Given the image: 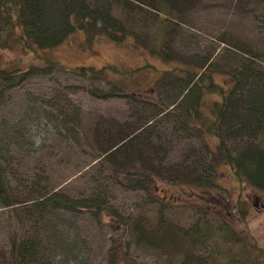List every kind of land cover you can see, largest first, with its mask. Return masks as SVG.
Returning a JSON list of instances; mask_svg holds the SVG:
<instances>
[{
	"label": "trees",
	"instance_id": "1",
	"mask_svg": "<svg viewBox=\"0 0 264 264\" xmlns=\"http://www.w3.org/2000/svg\"><path fill=\"white\" fill-rule=\"evenodd\" d=\"M198 1L0 0V106L31 79L53 71L68 72L86 80L91 85L87 91L92 97L126 98L129 104L128 118L121 122L114 118L106 120L100 115L89 130L90 139L78 104L68 98L60 104L62 94L42 100L46 118L59 125L66 135H74L77 144L84 136L88 147L85 149H89V155L96 161L92 167L95 173L90 175L94 186L89 194L83 189L76 194L61 188L48 189L46 184H41V176L34 178L31 188H26L22 179L19 185L13 186L9 175L15 160L11 151L16 140L14 135H9L12 126L0 120V206L25 205L28 196L26 200L31 203L25 215L35 217L31 235L22 237L16 244L8 264L40 262L43 255H52L57 249L61 253L72 250L67 232L62 229L60 238L55 234L57 222L65 225L63 214L71 213L76 217L87 214L101 223L103 216L111 211L108 189L101 187V178L106 183L115 181L151 195V188L158 180L181 189L188 187L194 193L198 189L200 193L195 195L213 198L214 205L205 204L217 209V201L220 204L225 201L215 192L221 186L217 171L226 166L236 182V214L246 219L248 201L242 198L244 189L251 187L264 192V53L239 38L223 41L226 45L215 62L209 56L188 62L166 51L167 37L173 30L170 27L183 22L186 12ZM144 7L156 10V18L152 23H145L146 27L136 35L135 19L130 14ZM258 17L264 33V13ZM153 24L157 32L150 30ZM79 32L88 47L103 40L116 47L128 44L139 53L141 48L148 49L152 55L171 62V66L159 68L145 62L125 68L113 61L98 67L64 64L56 48ZM159 32L164 34L159 36ZM147 68L157 74L151 75ZM135 74L140 78H134ZM149 78L150 88L133 89L139 79ZM99 83H105L106 87ZM207 99L209 111L204 109ZM173 142L181 147L177 156H171ZM164 198L154 199L153 195L149 200L153 205L151 219L141 215L126 223L125 232L130 240L123 245L122 258L118 259H128L130 243L147 251L175 248L179 244L184 249L190 245L211 244L216 253L226 257L225 264H264L262 247L256 245L250 234L248 246L243 229L239 232L231 222L212 213L208 219L209 209L205 204L200 205L202 209L194 223L179 226L168 219L169 202ZM217 218L215 228L213 220ZM238 245L246 250L244 254L234 251ZM253 246L261 252L253 255L250 251ZM65 254L74 260L69 256L71 253ZM185 259L188 264H215L210 257H200L192 263L185 254Z\"/></svg>",
	"mask_w": 264,
	"mask_h": 264
},
{
	"label": "rangeland",
	"instance_id": "2",
	"mask_svg": "<svg viewBox=\"0 0 264 264\" xmlns=\"http://www.w3.org/2000/svg\"><path fill=\"white\" fill-rule=\"evenodd\" d=\"M127 11L132 10L127 8ZM263 13L264 0H199L186 12L183 22H177L170 27L173 30L167 37L166 51L188 62H192L193 59L202 60L204 56H209L210 61L215 62L226 45L223 41L239 38L254 50L264 53V33L259 27L258 17ZM154 14H157L156 10H148L146 7L138 8L130 14L135 19L133 30L136 35L141 33V28L146 27L145 23H152L151 20H155ZM155 25L153 24L150 30L157 32ZM158 34L162 36L164 33ZM82 39L83 35L79 32L57 46L56 52L64 64L98 67L106 61H113L125 68L137 67L145 62L153 63L159 68L171 66V62L152 55L154 53L148 49L141 48L139 53L128 44L116 47L104 40L88 47ZM147 71L151 72V75L157 74L151 68H147ZM136 77L140 78L135 74L134 78ZM217 79L223 81L220 77ZM139 80L132 86L134 90L140 91L152 85L150 78ZM99 85L106 87L105 83ZM90 87L89 82L76 75L53 71L50 75L31 79L26 85L15 90L0 106V120L12 126L9 128V135H14L16 140L11 151L15 160L10 166L12 173L9 175L13 186L19 185V180L22 179L26 188L29 186L31 188L34 178L41 176V184H46L48 189L61 188L69 194H76L82 189L85 194L91 192L90 188L94 184L90 175L95 173L92 167L96 161L89 155V149H85L88 147L84 144V136L80 135L82 138L77 144L73 140L74 135H66L59 125L56 126L42 112L45 109L42 103L44 99H50L51 96L59 97L61 94L60 104H63L66 98L71 99L73 104L81 107L85 133L90 139L92 135L89 130L93 128L100 115L106 120L114 118L120 122L128 118V99H98L88 93ZM204 109L209 111V99L204 102ZM180 148L173 142L171 156H177ZM229 174L226 166H221L217 171V181L221 186L217 187L215 192L222 200L228 202V205H224L227 202L220 204L217 201V209H211L205 204L206 202L214 205L213 198L207 196V199H203L195 195L200 193L198 189H195L194 193L189 191L188 187L181 189L179 186L167 185L158 180L152 184L151 190L154 199L166 197L169 202L166 214L175 224L182 227L190 226L199 217L200 205L205 204L206 209H209L206 213L208 219L212 218L209 214L212 213L216 217L219 216V219L231 222L239 232L243 229L242 233L246 234L244 240L248 242V246L251 245L248 239L250 234L255 238L256 245L262 247L264 251V192L251 187L244 189L242 198H246L248 202L245 205L247 216L243 220L236 214V206L234 207L237 198L236 182ZM97 175L101 178L99 173ZM121 180L125 182L124 179ZM106 186L111 211L103 216L101 223L87 214L76 217L71 213H64L66 224L60 225V222H57L59 225L55 234L60 238L63 230L67 232L73 249L63 253L57 249L52 255H43L40 262L28 264H188L185 254H188L192 263L200 257H210L215 264L227 262L226 257L216 253L211 244H203L200 247L190 245L187 249L179 244L175 248L147 251L130 243L128 259H118L121 257L123 245L130 240L128 233L125 232L126 223L130 224L141 215L151 219L153 205L149 200L153 195L141 190L128 189L115 181L106 183L101 178V187ZM15 189L17 190V187ZM26 199L29 197L25 198V205L18 207L0 206V264H8L16 244L22 237L32 233L35 217L25 215V209L29 208L31 203ZM218 218L213 220L215 228ZM44 241L49 245L48 240ZM236 250L242 254L246 251L240 245L234 247V251ZM250 251L253 255L261 252L256 246ZM65 253H71L69 256L74 260L72 261L71 257L67 258Z\"/></svg>",
	"mask_w": 264,
	"mask_h": 264
}]
</instances>
